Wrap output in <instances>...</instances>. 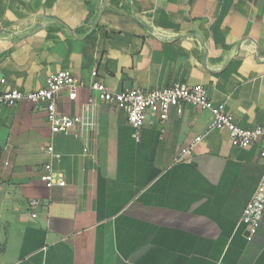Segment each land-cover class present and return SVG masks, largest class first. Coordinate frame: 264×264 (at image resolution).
I'll list each match as a JSON object with an SVG mask.
<instances>
[{
  "label": "crops",
  "instance_id": "crops-1",
  "mask_svg": "<svg viewBox=\"0 0 264 264\" xmlns=\"http://www.w3.org/2000/svg\"><path fill=\"white\" fill-rule=\"evenodd\" d=\"M59 71L81 84L75 100L60 93L62 114H80L94 82L182 83L238 127L264 128V0H0L4 89L38 90ZM90 119L63 136L43 106L3 111L0 264H264V214L252 236L242 222L264 172L258 145L233 147L192 105L164 122L149 113L137 135L111 105ZM50 145L63 187L40 180Z\"/></svg>",
  "mask_w": 264,
  "mask_h": 264
},
{
  "label": "built area",
  "instance_id": "built-area-1",
  "mask_svg": "<svg viewBox=\"0 0 264 264\" xmlns=\"http://www.w3.org/2000/svg\"><path fill=\"white\" fill-rule=\"evenodd\" d=\"M95 75V72L92 73ZM6 81L0 79V118L5 109H11L20 103L33 106H43L47 113V121L53 134L67 136L76 129H93L94 123L90 119L93 112L100 104L105 103L122 111L128 124L133 128L135 135L139 134L144 126L147 115L154 114L159 121L168 119L172 108L180 114L182 107L192 105L199 109L210 112L212 122L209 130L226 131L229 134L233 147L245 149L254 145L259 146V156L264 161V128L258 127L246 130L238 127L233 117L226 114L223 107H215L209 100L207 89L202 85H187L176 83L170 87L153 90L131 89L120 92H111L104 84L94 82L90 84L93 97L85 103L80 114L71 116L59 113L57 102L60 93L67 89L68 98L75 100L77 90L81 84L69 71H59L47 80L45 87L33 91H19L16 89H4ZM201 141L197 136L182 151V154H190L195 145ZM89 148L83 145V154L88 153ZM47 152L51 162L43 166L40 180L47 188L54 186L63 187L65 181L60 174L54 173L52 160H59L60 155L50 145ZM31 206L35 207L36 202ZM264 214V172L251 200L247 203L242 216V222L247 226L249 236L256 233L257 227ZM34 216V215H33Z\"/></svg>",
  "mask_w": 264,
  "mask_h": 264
}]
</instances>
